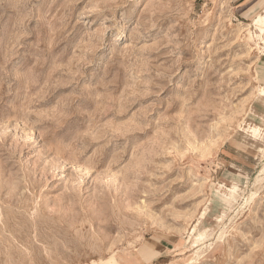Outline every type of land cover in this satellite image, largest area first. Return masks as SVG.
Returning a JSON list of instances; mask_svg holds the SVG:
<instances>
[{"label":"rangeland","instance_id":"obj_1","mask_svg":"<svg viewBox=\"0 0 264 264\" xmlns=\"http://www.w3.org/2000/svg\"><path fill=\"white\" fill-rule=\"evenodd\" d=\"M262 14L0 0V264H264Z\"/></svg>","mask_w":264,"mask_h":264},{"label":"crops","instance_id":"obj_2","mask_svg":"<svg viewBox=\"0 0 264 264\" xmlns=\"http://www.w3.org/2000/svg\"><path fill=\"white\" fill-rule=\"evenodd\" d=\"M229 1L230 4L234 6L237 14L244 19L249 18L254 14H256L258 11L264 9V0H229ZM231 147H232L230 148L231 150L237 147L241 148V144L239 142L236 143L231 142ZM253 151L257 152L255 148H253ZM234 155L235 153H233L232 151L231 153H227V156L229 157H234ZM252 155H255V153L253 152Z\"/></svg>","mask_w":264,"mask_h":264},{"label":"bare ground","instance_id":"obj_3","mask_svg":"<svg viewBox=\"0 0 264 264\" xmlns=\"http://www.w3.org/2000/svg\"><path fill=\"white\" fill-rule=\"evenodd\" d=\"M259 25L262 26V28L259 30V35H257V37L261 38V37H264V14L256 16L251 24L245 25L243 23H239V28L242 27L244 31H248V29L251 26H255L256 27V26H259ZM260 91L262 92L263 97H264V88L260 89ZM252 131H253L254 136H258L259 137V135L261 133L260 132L261 129L253 128ZM200 237H201V234H200Z\"/></svg>","mask_w":264,"mask_h":264}]
</instances>
